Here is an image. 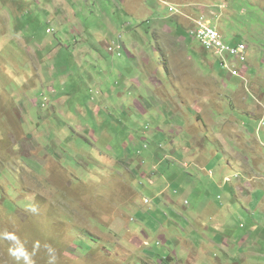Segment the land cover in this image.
<instances>
[{"label":"rangeland","instance_id":"obj_1","mask_svg":"<svg viewBox=\"0 0 264 264\" xmlns=\"http://www.w3.org/2000/svg\"><path fill=\"white\" fill-rule=\"evenodd\" d=\"M0 264H264V0H0Z\"/></svg>","mask_w":264,"mask_h":264},{"label":"built area","instance_id":"obj_2","mask_svg":"<svg viewBox=\"0 0 264 264\" xmlns=\"http://www.w3.org/2000/svg\"><path fill=\"white\" fill-rule=\"evenodd\" d=\"M191 35L193 39L200 42L205 50L215 54L224 68L231 70L232 60L229 56H232L234 61L241 63L248 59V46L244 43H228L223 33L204 17L194 21ZM232 73L238 75L235 70Z\"/></svg>","mask_w":264,"mask_h":264},{"label":"crops","instance_id":"obj_3","mask_svg":"<svg viewBox=\"0 0 264 264\" xmlns=\"http://www.w3.org/2000/svg\"><path fill=\"white\" fill-rule=\"evenodd\" d=\"M222 207V206H221ZM212 210H214V211H216V213H214V214H218V213H226L227 215H228V212H226L224 209H216L215 207L214 208H212ZM223 224H225V222L224 223H222V224H220V225H223ZM199 225H201V222L199 223ZM227 241V240H226ZM246 243H247V240H244ZM246 243H243L242 244V246H245L246 245ZM222 248H224L223 246H222Z\"/></svg>","mask_w":264,"mask_h":264},{"label":"clouds","instance_id":"obj_4","mask_svg":"<svg viewBox=\"0 0 264 264\" xmlns=\"http://www.w3.org/2000/svg\"><path fill=\"white\" fill-rule=\"evenodd\" d=\"M232 44H234V43H232ZM249 50V49H248ZM207 53H209V52H207ZM210 54H212L217 60H219L218 59V57L215 55V54H213V53H210ZM220 61V60H219ZM221 62V61H220ZM233 63V61L231 62V64ZM222 66V65H221ZM223 67V66H222ZM233 74V73H232ZM233 76H235V75H233ZM33 211H35V209H33ZM50 251H51V249H50ZM25 259L26 260H28L29 258L27 257V255L25 254ZM53 259H54V257H53Z\"/></svg>","mask_w":264,"mask_h":264},{"label":"bare ground","instance_id":"obj_5","mask_svg":"<svg viewBox=\"0 0 264 264\" xmlns=\"http://www.w3.org/2000/svg\"><path fill=\"white\" fill-rule=\"evenodd\" d=\"M229 58H230V59H233V57H232V56H229Z\"/></svg>","mask_w":264,"mask_h":264},{"label":"trees","instance_id":"obj_6","mask_svg":"<svg viewBox=\"0 0 264 264\" xmlns=\"http://www.w3.org/2000/svg\"><path fill=\"white\" fill-rule=\"evenodd\" d=\"M229 43V42H228ZM231 43V42H230ZM231 60H233V59H231Z\"/></svg>","mask_w":264,"mask_h":264}]
</instances>
